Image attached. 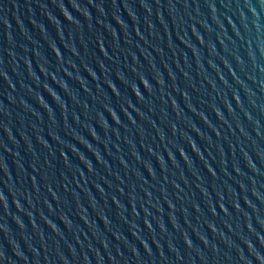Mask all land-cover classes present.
Masks as SVG:
<instances>
[{"label": "water", "instance_id": "95a60500", "mask_svg": "<svg viewBox=\"0 0 264 264\" xmlns=\"http://www.w3.org/2000/svg\"><path fill=\"white\" fill-rule=\"evenodd\" d=\"M0 264H264V0H0Z\"/></svg>", "mask_w": 264, "mask_h": 264}]
</instances>
